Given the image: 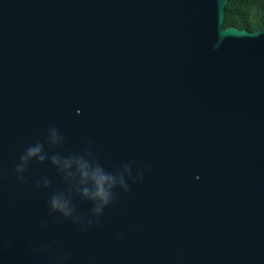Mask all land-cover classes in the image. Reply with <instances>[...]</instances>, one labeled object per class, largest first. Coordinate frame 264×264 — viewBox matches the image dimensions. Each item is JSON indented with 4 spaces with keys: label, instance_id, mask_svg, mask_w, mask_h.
I'll list each match as a JSON object with an SVG mask.
<instances>
[{
    "label": "water",
    "instance_id": "1",
    "mask_svg": "<svg viewBox=\"0 0 264 264\" xmlns=\"http://www.w3.org/2000/svg\"><path fill=\"white\" fill-rule=\"evenodd\" d=\"M227 4L0 0V264H264V28ZM64 160L127 189L97 213Z\"/></svg>",
    "mask_w": 264,
    "mask_h": 264
},
{
    "label": "clouds",
    "instance_id": "2",
    "mask_svg": "<svg viewBox=\"0 0 264 264\" xmlns=\"http://www.w3.org/2000/svg\"><path fill=\"white\" fill-rule=\"evenodd\" d=\"M50 139L53 142H58L61 139L55 128L50 129ZM33 157H36L41 161L45 159V156L42 153L41 144H36L29 147L26 154L21 157V161L25 162ZM52 163L57 164L61 163V161L58 157L53 156ZM62 163L63 167L65 168H71L73 163H75L83 178L82 182L87 183L89 180L92 182V188L89 189L88 187H85L83 189V194L88 198L97 201V206L95 208L97 213L101 212L103 206L109 203L112 195V189L117 185V183H119V185H121L125 190L127 189V184L124 180L123 173L119 174L118 176H114L110 173L104 172L103 169L99 167H96L90 171L87 161L83 160H64ZM125 170L127 171V166ZM17 171L22 172L23 166H18ZM50 206L53 210H59L63 212L64 215H69L71 212L67 202L58 196L52 197Z\"/></svg>",
    "mask_w": 264,
    "mask_h": 264
},
{
    "label": "trees",
    "instance_id": "3",
    "mask_svg": "<svg viewBox=\"0 0 264 264\" xmlns=\"http://www.w3.org/2000/svg\"><path fill=\"white\" fill-rule=\"evenodd\" d=\"M224 26L249 32L264 28V0H228Z\"/></svg>",
    "mask_w": 264,
    "mask_h": 264
}]
</instances>
